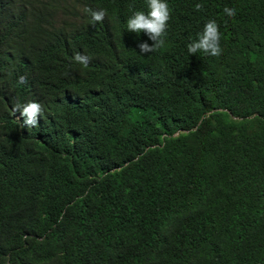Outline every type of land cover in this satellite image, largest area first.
<instances>
[{
  "label": "trees",
  "instance_id": "obj_1",
  "mask_svg": "<svg viewBox=\"0 0 264 264\" xmlns=\"http://www.w3.org/2000/svg\"><path fill=\"white\" fill-rule=\"evenodd\" d=\"M166 3L141 55L147 0H0V264H264V0Z\"/></svg>",
  "mask_w": 264,
  "mask_h": 264
},
{
  "label": "clouds",
  "instance_id": "obj_2",
  "mask_svg": "<svg viewBox=\"0 0 264 264\" xmlns=\"http://www.w3.org/2000/svg\"><path fill=\"white\" fill-rule=\"evenodd\" d=\"M147 7V13L139 10L135 11L126 22L127 31L137 34L143 32L153 42L151 45L147 42L137 45L141 55L151 53L164 44L163 37L166 34L170 19V10L166 0H147ZM195 9L200 11L202 5L196 4ZM84 12L90 15V23H101L106 16V10L104 9L93 10L85 8ZM224 13L228 17H234L236 11L235 9L225 7ZM220 41L221 33L218 24L215 20H209L205 23L198 38L187 45V51L189 55L202 52L205 55L218 57L223 51ZM73 59L76 63L85 67L90 63V58L80 52H76ZM20 79L23 82L24 78L21 77ZM13 111L20 113V117L23 118L22 126L36 127L43 109L42 105L38 102H27L23 105H16Z\"/></svg>",
  "mask_w": 264,
  "mask_h": 264
}]
</instances>
